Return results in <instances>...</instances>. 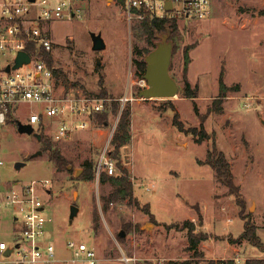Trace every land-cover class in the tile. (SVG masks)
<instances>
[{"label":"rangeland","instance_id":"374dc122","mask_svg":"<svg viewBox=\"0 0 264 264\" xmlns=\"http://www.w3.org/2000/svg\"><path fill=\"white\" fill-rule=\"evenodd\" d=\"M79 3L80 17L46 26L53 43L52 67L67 76L58 80L67 91L111 98L108 123L94 118L90 129L56 141L58 118L47 119L46 130L40 132L43 140L49 139L71 162L61 169L44 151L42 140L19 131V123L28 124L31 112L40 113L41 106L28 102L11 108L10 118L0 124V195L15 185L50 181V195L43 191L42 195L51 218L45 238L56 247L55 264H71L66 246L70 239L94 247L102 264H120L122 256L130 258L128 264L264 260V250L239 238L248 218L264 243V0H212L205 18H175L178 31L170 73L180 91L173 98L139 96L148 84L143 85L144 74L136 62L152 45L137 24L127 22L122 6L114 0ZM94 33L102 35L106 48L93 49ZM186 46H191V61L185 74ZM186 77L192 88L198 87L195 100L184 97ZM221 80L230 89L220 100L223 112L217 113L212 106L218 104ZM125 94L132 98L124 106L132 112V139L117 155V175L124 168L129 171L133 192L127 197L121 190L114 192V183L96 173L91 180L83 178L84 164L92 162L95 167L111 141L116 100ZM174 109L186 127L200 128L203 123L211 138L199 142L180 131L173 125ZM214 140L231 163L237 194L218 182L208 164L199 163ZM39 150L42 154L33 156ZM17 161L25 165L17 169ZM72 204L80 209L73 220ZM13 210L1 211V229L12 226ZM185 220L209 235L197 252L188 249Z\"/></svg>","mask_w":264,"mask_h":264},{"label":"built area","instance_id":"2783aa9c","mask_svg":"<svg viewBox=\"0 0 264 264\" xmlns=\"http://www.w3.org/2000/svg\"><path fill=\"white\" fill-rule=\"evenodd\" d=\"M123 8L129 24L139 23L148 16L168 18H205L210 13L212 0H173L168 10L167 0H114ZM82 6L79 0H0V124L10 118L11 108L23 103L41 106V112L32 111L29 123L35 131L48 126L47 119L58 118L53 139L61 141L79 131L92 127L95 114L106 111L111 98L78 96L58 84L54 67H50L42 50L52 51L53 43L46 26L59 19L80 17ZM32 45V51L28 47ZM27 51L31 60L19 68H13L18 53ZM11 66L8 71L7 67ZM143 85L147 81L142 77ZM127 94L118 99L120 111L116 129ZM35 124H41L35 128ZM113 136V135H112ZM108 143L101 150L96 165V175L102 171L118 174L117 161L111 155ZM2 164V161H0ZM50 181L33 180L24 185H15L0 195L1 211L13 208L12 226L0 228V264H55L56 247L45 238L51 218L47 216V204L42 191L48 193ZM50 195V194H49ZM5 236V237H4ZM71 251V264H102L98 252L83 241L70 239L66 242ZM10 252L8 253V251ZM120 264H128L130 258L122 256Z\"/></svg>","mask_w":264,"mask_h":264},{"label":"trees","instance_id":"16d2710c","mask_svg":"<svg viewBox=\"0 0 264 264\" xmlns=\"http://www.w3.org/2000/svg\"><path fill=\"white\" fill-rule=\"evenodd\" d=\"M264 14V11H263ZM137 27L141 30V34L149 41L151 42V47L154 48L158 41L161 40L162 36L164 34L169 35V39H171L174 43L176 42V33L178 31V25L177 20L175 18H168V17H151L148 16L143 21L136 23ZM191 46H186L184 49V73L186 74L189 68L190 63V55L189 50ZM28 50L32 51V45L28 47ZM152 49H148L146 51V54L149 53ZM175 50V46H174ZM173 50V54H174ZM42 55L47 61L48 65L52 67L53 59L51 57L50 52L42 50ZM138 69L140 70L141 74H145L146 72V60L143 58L140 61L136 62ZM54 74L57 78V80H60L61 76L67 77L61 70L58 68H54ZM66 80V79H65ZM230 88L221 80L220 82V94L219 97L216 99L218 100V104L215 106H212V110H214L217 113L223 112V106L222 100L224 97L227 96V92ZM184 97L191 98L195 100L196 97H198V87L192 88L190 81L185 78L184 81ZM117 104H115L114 107V113L118 115L120 111V102L117 99ZM174 108L173 106H171ZM195 109L197 110L196 106ZM175 110V109H174ZM131 109L130 108H123L119 121L117 123L115 132L113 134V137L111 139V145H113V148L111 149V155L116 159L117 166H118V154L120 153V150L123 146L128 145L131 142L132 134H131ZM108 112L102 111L95 114V117L104 124L108 123ZM173 125L176 126L180 131L191 134L192 136L196 137L197 141H203L206 139L211 138V133L207 132V130L204 127V124L202 123L200 128L198 127H186L185 123L181 120L180 114L178 111H174L173 116ZM42 133V131H40ZM43 134H42V141L44 144V151L50 152V160L54 161L59 168H66L68 164L71 162L67 160L61 152L55 148L51 141L49 139L43 140ZM199 163H205L208 164L214 171L216 178L218 182L221 184L227 186L229 188V192L231 194H237L239 193V186L235 182V176L231 168V163L228 160L225 153L218 149L215 140L213 141V145L211 148L208 149L207 156L204 162L202 160H199ZM85 170L87 172L83 176L86 180H91L94 177V174L96 173V165L94 167L92 162H86L84 164ZM122 175H110L107 171H102L99 175V179H102L104 181H112L115 185L114 192L119 193L120 190L124 197L132 195L133 192V182L131 179V176L129 174V171L127 169L122 170ZM112 196H116L112 194ZM238 204L241 206V214L244 216V203L242 200H239ZM244 218H247L244 216ZM200 219L202 217L200 216ZM184 228L187 229L188 233V241L189 246L188 249L192 251H198L199 245L202 241H205L209 239V235L206 232L197 231L196 224L192 220H185L184 221ZM240 239H245L254 246L258 247L261 250H264V243L260 239V237L257 234L256 226L251 222L250 219H246L244 224V231L239 237ZM264 262L263 259H248L247 264H262ZM220 263L222 264H235V261L233 259L228 260H221ZM172 264H190V262L184 261V262H174Z\"/></svg>","mask_w":264,"mask_h":264},{"label":"water","instance_id":"95a60500","mask_svg":"<svg viewBox=\"0 0 264 264\" xmlns=\"http://www.w3.org/2000/svg\"><path fill=\"white\" fill-rule=\"evenodd\" d=\"M168 10L173 7V0H167L166 5ZM106 48V43L101 34H93V49L102 50ZM174 43L169 35L164 34L162 39L157 42L156 46L145 56L146 72L144 77L148 86L140 91L139 96L143 98H173L178 96L180 86L177 80L170 73V66L173 58ZM31 60L30 54L22 50L18 53L13 68H19L23 64L29 63ZM101 63L100 60L97 62ZM11 66L7 67L9 71ZM19 131L35 136L39 141L42 140V134L34 130L31 124L19 123ZM42 150L37 151L33 156L41 155ZM25 162L17 161L16 168L21 169ZM79 212V207L76 204L71 205L70 218L73 220ZM125 233L120 232V236ZM10 250L8 251V253Z\"/></svg>","mask_w":264,"mask_h":264},{"label":"crops","instance_id":"0c3cea01","mask_svg":"<svg viewBox=\"0 0 264 264\" xmlns=\"http://www.w3.org/2000/svg\"><path fill=\"white\" fill-rule=\"evenodd\" d=\"M219 183H220V182H219ZM79 211H80V209H79ZM202 242H203V241H202ZM230 243L233 244L231 241H230ZM200 244H201V243H200Z\"/></svg>","mask_w":264,"mask_h":264}]
</instances>
